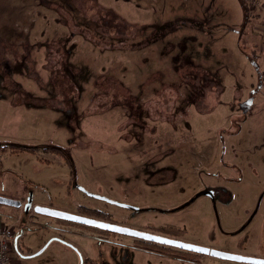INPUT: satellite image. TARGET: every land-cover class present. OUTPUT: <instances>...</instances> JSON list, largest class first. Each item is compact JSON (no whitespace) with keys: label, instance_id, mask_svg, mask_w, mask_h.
Instances as JSON below:
<instances>
[{"label":"rangeland","instance_id":"374dc122","mask_svg":"<svg viewBox=\"0 0 264 264\" xmlns=\"http://www.w3.org/2000/svg\"><path fill=\"white\" fill-rule=\"evenodd\" d=\"M241 7L239 0H0L2 145L59 141L54 133L56 127L61 130L58 124L64 116L78 126L77 112L91 93L100 92L87 111L101 109L98 99H110V107L100 120H83L89 123L83 126L88 133L82 137L89 140H65L74 163L75 181L70 167L56 155L61 164L54 162L50 168L52 176L63 179L62 185L47 183V190L37 189L26 177L32 178L38 168L27 164L24 155L15 154L32 152H10L4 173H14L24 182L21 202L31 193L33 202L56 206L65 202L76 213H80V205L99 208L116 224L167 236L170 235L159 232L157 227H175L184 232V239L201 243L211 240V248L218 250L231 243L243 247L237 253L257 251L259 255L254 256L264 258V88L257 91L255 100L254 94L247 92L248 80L253 83L251 89L259 88L257 75L248 71L251 62L240 54L239 34L228 32V27L243 30ZM218 17L224 22L219 20L220 26H210ZM185 36L193 41L195 60L224 77L227 89L223 96H219L222 86L209 78L205 68H196L185 59L176 64L171 54L166 55L172 47L180 52L186 50ZM92 41L118 46L130 43L133 49L101 51ZM65 44L70 46L65 49ZM67 52L68 67L64 63ZM165 55L170 59L168 65L153 70L163 64ZM176 76L180 84L173 82ZM118 78L129 83L131 89ZM231 82L240 87L239 96ZM22 91L32 95L47 92L50 98L55 95L56 101L52 99L51 103L66 108L69 114L53 118L44 110L36 111L31 104L16 107L11 100L22 96ZM72 93L84 99L76 101ZM234 95L239 99L234 100ZM97 129L104 132H91ZM100 139L114 141L102 163L99 153L89 152L103 142ZM87 145L89 149L81 147ZM159 147L172 148L174 154L148 162L146 156ZM178 157L182 161L174 162ZM67 177L68 191L64 185ZM3 185L9 188L5 180L1 188ZM77 186L136 207H176L201 186L212 188L214 197L201 194L176 211H131L89 196ZM224 191L225 197H231L229 205H224L220 196ZM3 208L9 210L8 221H18L19 229L30 223L23 227V236L17 243L24 253L29 250L25 246L31 247V254L41 248L53 237L48 236L50 230L58 233L54 222L60 221L55 217L32 210L33 213H22V207ZM41 239L47 240L36 248ZM82 243L84 255L94 254L90 256L93 263L112 264L105 254L108 250L110 255L114 248L107 242L93 238ZM55 253L51 245L39 254L29 255L26 262L48 264ZM137 259L138 264H185L155 261L144 255Z\"/></svg>","mask_w":264,"mask_h":264},{"label":"crops","instance_id":"0c3cea01","mask_svg":"<svg viewBox=\"0 0 264 264\" xmlns=\"http://www.w3.org/2000/svg\"><path fill=\"white\" fill-rule=\"evenodd\" d=\"M240 4L242 5L241 7V12L243 13V18H244V23H243V30H238L235 27L231 28L228 27V32L231 34H236L238 33V47L240 50V54L246 58L247 62H251V64H248V66L251 67V69H249L248 71L250 72H254L257 75V80H258V84L259 88L256 90L251 89V86H253L252 81L248 80V76L243 73L242 77L243 78H247V80L249 81V89L247 92L249 93H253L254 94V100H255V95L257 93L258 90L263 89L264 88V0H253L252 4H248L243 2V0H239ZM219 19H215V21L213 23H211L210 26H220V21L224 22V20L220 17H218ZM236 24H239L236 21ZM200 30V29H199ZM209 30H211V28H209ZM185 36L184 41L187 43V47H185L184 49L186 50H182L181 52L177 49V47H172L170 48V50L166 53V55L169 53L172 55V62H177L176 64H179L181 61H183L184 59L187 61H190V63H192V65L196 68H205L206 73L212 75H209V78H213L215 81V83H217L220 87L222 86L221 89V93L219 96H222L225 94L227 86L226 84H224V77L220 75V73L218 72V70L212 68L211 66L205 65L202 62H197L194 58V46H193V41L192 40H188L186 39ZM130 44V43H129ZM70 46V44H67ZM67 45L65 44V49L67 48ZM132 45V44H130ZM133 46V45H132ZM97 47V46H96ZM100 48V47H98ZM132 47L129 46L128 48H124V47H112V48H100L101 51H106V50H132ZM177 50V51H176ZM165 55V61L163 62L162 65H159V68H152L153 70L159 69L162 70V67L168 65L167 64V60H170L166 57ZM249 57V59H248ZM172 62L170 64H172ZM44 63V62H43ZM66 67H68V52H67V56L65 57V61H64ZM247 65V64H246ZM108 70V69H107ZM118 73H120V71L118 70ZM114 75V74H113ZM227 75V74H226ZM225 75V76H226ZM113 77V76H112ZM115 78H117L114 75ZM173 77H175L173 75ZM119 79V78H118ZM177 79V80H176ZM176 79L173 80V82L175 84H180L178 81V78L176 76ZM238 79H240V77H238ZM121 83L125 84L126 86H128L131 89V86L129 83L125 82L124 80H121ZM133 81V80H131ZM260 81V82H259ZM199 82V81H198ZM132 84V83H131ZM230 85L232 84L229 83ZM134 85V84H133ZM231 87L234 88V92H238V96L241 94V90L240 87H237L236 84H232ZM230 89V86H229ZM23 95L22 96H18L16 98H13V100H11L12 103L16 104V107H19L24 105L23 107L26 108V106H29V104L36 106L37 110H44L45 113H49V115L53 118H56L59 114L64 115L63 113L66 112V108H62V107H58L56 104L51 103L52 99H54L53 97H55V95L50 98V94L47 92H44L43 94H41L40 92H36L35 94H31V93H26L25 91H22ZM73 95H75L74 93H72ZM100 94L99 91L91 93L90 96L87 97L86 101V105L82 108L81 111L77 112L76 118L79 119V124L78 126L76 125V123L71 119H68V117L64 116V119H62V121L58 124V128L61 127V130L59 131V129H57L54 131V133L56 134L57 138L59 141L56 142H45L46 144H56V145H60L65 147L66 149L69 150L68 145H65V140L68 139L69 141L72 140V137H81L83 139V137L85 138V134L88 133L87 129L85 127H83L84 125L86 126L89 122L87 121L86 124H84L83 120H85L86 118H94V119H99L101 118L102 115H105V113L107 112L108 109L103 110L101 107V109H90L89 111H87V107L92 103V101L94 100V98H96L98 95ZM68 95V94H67ZM94 96V97H93ZM58 97V96H57ZM62 97V96H61ZM69 98V96H68ZM222 99V97H220ZM239 99V97H236L234 95V100ZM84 97L82 95L79 96V94L77 93L75 95L74 100H83ZM101 99V98H100ZM70 100V98H69ZM53 101H56V99H54ZM102 101V99H101ZM35 103V104H34ZM72 103V102H71ZM78 104V103H77ZM98 104H101L100 102H98ZM74 107V106H73ZM23 108V109H24ZM73 109V108H72ZM77 110V108H76ZM68 113V112H67ZM186 115V114H185ZM82 120V122H81ZM92 122V121H91ZM104 130L103 129H97L96 131H91L92 133L95 132H101ZM83 136V137H82ZM81 140V139H80ZM83 140H89V139H83ZM101 140V139H100ZM99 141V140H98ZM103 141L102 143L100 142L98 144V146L95 147H89L87 146H81L86 147V149H89V152L91 151H96L97 153H99V161L102 163L104 158L106 157L107 153L109 150H107V148H112V144L114 141L111 140H101ZM167 141V140H166ZM0 142L4 143V141ZM7 143V142H5ZM10 143V142H9ZM25 144V143H22ZM33 145V144H32ZM10 150H6V151H1L0 152V192L2 195H6L9 197H13L19 200H22L23 197L25 196L24 193V189H25V184L21 179H18V177L13 173L8 174V176H6L7 172L4 173V171H6L5 168V164L8 159L7 157H10ZM17 154H21L22 156L24 155V160L27 164H29L31 167L36 165V167L38 168L37 171H34L32 174V178H27V180L29 182H31V184L35 185L37 189H46L47 190V183H52V184H60L62 183L63 179H59L55 176H52V170L50 168L51 165H53L54 162L60 163L61 164V160L60 158H56L55 154L50 153V152H39L38 150L35 152H32V154L28 153V152H19V153H15ZM27 155H31L30 158H25V156ZM105 155V156H104ZM47 169V170H46ZM46 170V171H45ZM24 171H26V169H24ZM30 171V170H29ZM3 173H4V177H3ZM31 173V171H30ZM42 173L44 174L43 177H46L48 180H43L42 177ZM49 177V178H48ZM15 179V180H14ZM3 180L9 182V188L6 190V187L3 185V188H1V183L3 182ZM15 181L18 183V185L15 183ZM65 183L64 185L67 187V191H68V177L66 178V180H64ZM13 183V185H12ZM11 184V185H10ZM62 184H60L59 186H61ZM14 187V188H12ZM2 190H4L2 192ZM34 204H40V205H47V206H53L56 208H59L61 210H65L68 211V204L65 202H59L60 205H53L52 203H42V201H34ZM3 206H7V205H2L0 206V224L1 223H8V222H12V221H8V217L10 216L9 214V210H5L3 208ZM9 207H14V206H9ZM33 213V212H30ZM7 219V220H6ZM30 220H31V216H30ZM59 222H54L55 223V227L58 231L55 232L56 230H50L51 232L48 233V236H53L50 239H41L43 240L42 243H39L37 245L36 248H39L41 246V244H43L46 240V242H48L47 246L44 248L46 249L47 247H50L51 245H53L57 251V253H55L56 256H52L50 258V260L48 261V264H78L80 261V257L78 256V254L75 251H72L68 248V244L62 242L61 240L65 241L68 243V240L71 241L74 245H76L80 252H81V256L82 258L85 259V261L87 260V264L93 263L92 259H90V256H93L94 254L91 253L90 255L87 254H83L82 252V241H87V240H92L93 238H97L98 236H101L100 233L95 232L93 230V228L91 227H85V226H81V225H77V226H73L71 225L69 227V232H68V221L65 220H58ZM63 221V222H62ZM22 226V225H21ZM20 226V228H21ZM30 226V223L27 222L24 224L23 227H27ZM20 235L19 237H17L16 241L18 243L19 239L23 236V228L20 229ZM19 230V231H20ZM53 238V239H52ZM58 238V239H55ZM116 244V247L114 248L115 250H117L116 248L119 249V254L118 255H122L123 252L125 253L124 256V260H121V263H125V264H138V256L139 255H144L147 256L148 258H151L152 260H159V261H163L165 262V260H169V261H176L174 259H171L169 257H165V256H161L155 253H151L148 251H145L141 248H137L134 245V240L131 238H125L123 237V235H113L111 237ZM100 239V238H99ZM188 240V239H187ZM190 240V239H189ZM16 241L13 242V248L11 250V262L12 264H29L27 263V259L29 258V255L27 254V251L24 253H19L18 252V247L16 246ZM45 242V243H46ZM208 246H212L214 247L211 243V240H208V243H204ZM25 246V245H24ZM30 251L32 250L31 247L28 248ZM99 246H97L98 248ZM109 247V246H108ZM113 248V247H112ZM238 248V249H237ZM220 249L222 250H226V251H233V252H240L239 250H243V247H237L235 245H232L231 243H227L226 246L221 247ZM33 251V250H32ZM118 251V250H117ZM113 252V250L111 249V253ZM63 254L60 255V254ZM251 253L254 254H258V252H254L251 251ZM89 254V253H88ZM99 255L96 254L95 257ZM108 256V250L107 253L105 254ZM115 255L117 256V252H115ZM94 257V258H95ZM97 260V259H96ZM95 260V261H96Z\"/></svg>","mask_w":264,"mask_h":264},{"label":"flooded vegetation","instance_id":"af4514ba","mask_svg":"<svg viewBox=\"0 0 264 264\" xmlns=\"http://www.w3.org/2000/svg\"><path fill=\"white\" fill-rule=\"evenodd\" d=\"M0 83H1V81H0ZM258 84H260V83H258ZM196 110H197V108H196ZM68 114H69V112H68ZM164 142H167V141H164ZM164 142L162 144H163V146H166V143H164ZM167 143H170V142H167ZM172 143H170V144L172 145ZM129 144H130L129 142L126 143V148H129V146H127ZM173 148H175V147L173 146ZM174 151L175 150H172V148L170 149L168 147H166V148L159 147V150L151 152V153H155V155H151L150 156V154H151L150 153V154H148L146 156V158L148 159V162L161 161L163 158L164 159H166V158L168 159L169 155L174 154ZM177 161H182V158L181 157H178V158H176L174 160V162H177ZM77 187L79 188V186H77ZM82 188H84V187L82 186ZM85 190L88 191L87 189H85ZM80 191H82L85 194H87L86 191H83L81 189H80ZM208 192L210 194H208ZM219 192H221V191H219ZM92 193H94V192H92ZM201 194H203L204 196L211 197V198L214 197V191H213L212 188H210V189H204L201 186V187H199V191L195 192V194L190 199H188L186 202L181 203L180 205H178L176 207H172V208H168V209H163V208H157V207H154V206L136 207L135 205H133V206H135L137 208L136 210H133V209H130V208H127V207H124V208H127V209H129L131 211H144V210L176 211V210H180L181 208L187 206L189 203H191L192 201H194L196 198H199L200 197L199 195H201ZM222 194H220V196L222 198V201L226 203L224 205H229V203L231 202V197L230 198H228L227 196L225 197L224 194H226V192L225 193L222 192ZM102 196H104V195H102ZM100 200H102V199H100ZM25 201H26V198H25ZM120 202H123V201H120ZM203 202H204V200H203ZM125 203H127V202H125ZM112 204H114V203H112ZM128 204H130V203H128ZM115 205H117V204H115ZM82 208L89 209V210H98L103 215H95L93 213H87V212H84L82 210ZM79 209H80V211H79L80 213H76V212L72 211V209H68V212H72V213H76V214H81V215H84V216L93 217V218H96V219H99V220L111 222V220L109 219L110 218L109 217L110 215L105 210H100L99 208H91V207L83 206V205H80L79 206ZM58 220H61V219H58ZM249 220H250V218H249ZM249 220L247 222H249ZM247 222L245 224H243V226H241L236 231L237 232L241 231V229L244 228L247 225ZM73 223H75L77 225L85 226V227H91V228L98 229L99 231H101V233H100L101 236H98L97 239L100 238L99 239L100 241L101 240H104L105 242H107L110 245L111 248L112 247L113 248L116 247V244L114 243L115 241L111 237L113 235H116V234L124 235V234H120V233L112 232V231H109V230L100 229V228H97V227H92V226H88V225H85V224L76 223V222H72V221H68V232H69V227ZM111 223H113V222H111ZM157 230L159 232L167 233L170 236L164 235L163 233H155V232H151V233H155V234H159V235H162L163 234V236H167V237H170V238H175V239H178V240H181V241L190 242V243H194V244L197 243V245H201V246H205V247H209V248L212 247V246H208V245H206L204 243H201V242H198V241H191L188 238L184 239V237H181V235L183 236V233L184 232L181 231V230H179V229H177V228H175V227L174 228H168V227L166 228L165 226H159V227H157ZM233 233H234V231H233ZM124 236H128V235H124ZM130 237L134 240V245L137 248H141V249H143L145 251H148V252H151V253H155V254H158V255H161V256L169 257L171 259H174L176 261H179V262H182V263H185V264H253V263H248V262H240V261H234V260H229V259H222V258H218L216 256H211V255H208V254L198 253V252H195V251H190V250L178 248V247H175V246H170V245H165V244H159V243H156V242H153V241H149V240H145V239H141V238H136V237H132V236H130ZM148 244H150V245L155 244V245L161 246L162 248L165 249L166 252H164V253L154 252L153 250H150V249H148V248H146V247L143 246V245H147L148 246ZM68 248L70 250H72V251H75L78 254V256L80 257V259H79L80 262L78 264H87V260L85 261V259L81 257L82 255H81V252H80L79 248L76 245H74L69 240H68ZM112 250H113V252L110 253V255L108 253L109 260L112 262V264H123V263H121V260L122 259L124 260L125 253L123 252V254L121 256L120 255H117L116 256L115 255V252H117V250H115V249H112ZM222 251H226V250H222ZM226 252L240 254V255L246 254L245 256H253V257L259 255V253L258 254H254V253H251V251L250 252H246L244 254L243 253L233 252V251H226ZM254 252H257V251H254ZM100 254H99V256H100ZM179 254L182 255L183 257H179ZM258 258H260V257H258ZM102 260L103 259L100 257L99 258V261H102ZM95 262H98V261H95ZM90 264H95V263H90Z\"/></svg>","mask_w":264,"mask_h":264},{"label":"water","instance_id":"95a60500","mask_svg":"<svg viewBox=\"0 0 264 264\" xmlns=\"http://www.w3.org/2000/svg\"><path fill=\"white\" fill-rule=\"evenodd\" d=\"M79 188L83 191H86L82 187H79ZM86 193L90 196L95 197V198H99V199L108 201L110 203L117 204V205L122 206V207H127V208H130L133 210L137 209L135 206L128 204V203H125V202L116 201V200L110 199L108 197H105V196H102V195H99L96 193H92L89 191H86ZM208 194H210V193L208 192ZM32 202L33 201H32V194L31 193H29V195L27 196L26 201L24 203H22L19 199L0 194V204L7 205V206H14V207H22V209L25 213H28L32 210L35 213L49 215V216L55 217L57 219L81 223V224H85L88 226L97 227L100 229H105V230H109L112 232H116V233H120V234H124V235H128V236L153 241V242H156L159 244L175 246L178 248H182V249H186V250H190V251H195L198 253L216 256V257L222 258V259H229V260L240 261V262H248V263H253V264H264V258L245 256V255L230 253V252H226V251H222V250H218V249H214V248H209V247L197 245L194 243L181 241V240H178L175 238H170L167 236H163V235H159V234H155V233H151V232H146V231L130 228V227L123 226L120 224L99 220V219H96L93 217H88V216L68 212V211L61 210V209H55V208L48 207L45 205L33 204ZM17 237L18 236H16L15 241H16ZM55 239H58V238H55ZM61 241L68 244L67 242H65L63 240H61ZM48 242H46L41 248H39L34 254H31V255H36V254H39L40 252H42L44 250V248L47 246Z\"/></svg>","mask_w":264,"mask_h":264},{"label":"trees","instance_id":"16d2710c","mask_svg":"<svg viewBox=\"0 0 264 264\" xmlns=\"http://www.w3.org/2000/svg\"><path fill=\"white\" fill-rule=\"evenodd\" d=\"M93 43H95L96 46H98L100 48H104V49L105 48H112V47H117V48L119 47L117 44H108V45L107 44H104V45L102 44V45H100L98 42H93ZM129 46H130V44H126V45H123V46H120V47L128 48ZM107 101H109V102H107ZM98 102L101 103L100 107L103 110L109 109V107H110V99H107V100H103L102 99V101H101V99H98ZM38 148H40L41 151L50 152V153H53V154L61 157L65 161V163L70 167V176H71L72 180H75V169H74V163H73V160H72V157H71V153H70V151L68 149H66L63 146L56 145V144L28 145V144L15 143V142H10L8 145L7 144L6 145H2L0 143V152L1 151H6L7 149L10 150L11 152H18V151H22V150L35 152V151L39 150ZM0 194H1V192H0ZM0 206H2V204H0ZM82 210L84 212L93 213L95 215H103L98 210H89V209H84V208H82ZM23 212L24 211L22 210V213ZM22 228H23V224H22L20 229H22ZM19 230L17 231V236L18 237H19L20 232H21V230L20 231ZM16 244H17V241H16ZM143 246L148 248V249H150V250H153L154 252H159V253L160 252L161 253L166 252L164 248H162L161 246L155 245V244H152V245L148 244V246L147 245H143ZM18 252L19 253H23L19 248H18ZM31 252L32 251L27 250V254L28 255H31ZM179 257H183V256L179 254Z\"/></svg>","mask_w":264,"mask_h":264},{"label":"built area","instance_id":"2783aa9c","mask_svg":"<svg viewBox=\"0 0 264 264\" xmlns=\"http://www.w3.org/2000/svg\"><path fill=\"white\" fill-rule=\"evenodd\" d=\"M247 2L252 4L253 0H247ZM18 230V221L0 224V264H12L10 253Z\"/></svg>","mask_w":264,"mask_h":264}]
</instances>
